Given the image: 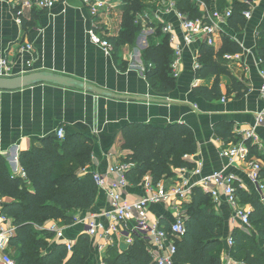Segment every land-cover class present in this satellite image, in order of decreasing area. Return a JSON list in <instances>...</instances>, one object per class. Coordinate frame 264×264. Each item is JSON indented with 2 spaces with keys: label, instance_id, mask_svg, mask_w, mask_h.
Wrapping results in <instances>:
<instances>
[{
  "label": "crops",
  "instance_id": "crops-1",
  "mask_svg": "<svg viewBox=\"0 0 264 264\" xmlns=\"http://www.w3.org/2000/svg\"><path fill=\"white\" fill-rule=\"evenodd\" d=\"M149 1L156 6L154 10L150 9L152 23L148 27L147 20H144L143 31L135 44L124 45L115 56L113 51L106 52L101 46L94 44L91 32L105 40L119 35L124 6L121 0L108 1L101 18L96 20V25L83 0H67L50 11L35 9L26 12L24 16L28 21L37 16L35 26L30 28H24L22 22H19L17 9L11 0H0V76L14 77L46 71L77 79L119 96L170 102L158 104L149 101H116L102 97L97 99L81 90L49 84L17 91H0V155L5 158L13 176H21L23 172L19 162L20 154L32 150L43 139L55 136L59 128H64L69 134H83L95 145L92 163L79 170L78 174L90 172L99 175L105 180V184L100 189L93 209L80 213L74 226L64 228L66 240L74 245L81 235L86 234L87 221L94 214L110 209L107 186L119 181V174L112 169L126 164L124 160L131 153L122 149V132L132 124L165 127L184 123L196 135L197 153L183 159L192 167L172 166V175L165 177L158 185L168 190L174 185L188 182V187H192L202 178L224 171L236 176V190L259 196L249 177L248 163H231L222 157V151L234 144L223 141L217 134V129H231L239 137V142L250 141L259 154V157L254 156L253 159L261 161L264 167V126L256 125L257 115L264 112V101L260 97L263 79L258 56V42L264 22V0H253L251 17L241 31L232 30L227 20L222 22L221 33L216 40L218 48L221 34H226L241 45L243 52L237 54L238 59L227 60L225 55L219 61L231 76L244 81L248 92L239 96L237 92H233L229 78L221 76L220 85L224 97L211 102L196 97L193 93L194 88L211 87L216 80L214 76L206 80L197 79L202 42L198 40L186 45L182 20L177 15L179 11L169 10L167 0H144L143 3L150 5ZM157 1L162 5L155 3ZM142 14L137 17V21ZM164 25L172 27L177 38L176 45L182 51L181 64L176 70L172 64L173 76L177 80L176 88L168 94L151 86L148 79L150 67L142 58L149 43L142 36L153 34L156 29H163ZM170 47L174 52L171 43ZM248 131H254V136L250 139L245 138V132ZM198 168H201V175L195 172ZM151 182V178L147 177L139 186L129 184L124 190L125 198L131 202L139 201L145 195L146 185ZM193 189L188 188L189 196L186 199L178 198L177 203L151 206V221L165 227L174 223L178 217H185L187 211L183 206L191 202ZM6 202L9 200L5 199L0 203V210ZM213 202L216 213L223 219L222 247L217 251L221 249V258L223 264H226L231 251L229 240L233 233L247 228L233 222V210L224 198ZM246 208L250 209L248 206ZM10 223L12 224L11 221ZM10 223L7 225L10 226ZM3 225L6 223L2 221L0 214V227ZM53 226L59 227L57 223L49 222L46 228L51 229ZM135 227L134 221L125 226L129 230ZM144 240L154 260L163 253L151 238ZM100 243L105 245V250L100 253L93 245L90 264H103L105 253L110 247L124 252L130 246L116 235H111Z\"/></svg>",
  "mask_w": 264,
  "mask_h": 264
},
{
  "label": "trees",
  "instance_id": "trees-1",
  "mask_svg": "<svg viewBox=\"0 0 264 264\" xmlns=\"http://www.w3.org/2000/svg\"><path fill=\"white\" fill-rule=\"evenodd\" d=\"M121 30L117 37L108 38L113 55H118L124 45H134L143 31L137 17L143 13L144 0H121ZM176 9L191 20L202 18L200 7L224 13L231 10L227 22L235 31L247 25L244 13L250 10L245 0H175ZM37 16L31 21L22 19L24 28L35 26ZM220 36V35H219ZM158 39H160L158 41ZM243 52L240 44L230 36L221 34L220 46L202 43L200 47L197 79L206 80L214 76L211 87L198 86L193 89L196 97L214 101L224 97L220 85L221 76L229 78L233 92L242 96L248 92L244 81L231 76L219 59L225 55ZM258 56L264 61V22L258 42ZM143 61L150 67L148 79L151 86L162 93H171L177 80L173 76L174 52L170 47V37L162 28L151 35V41L143 52ZM219 137L229 144L239 143V137L231 129H217ZM122 149L130 151L124 162L131 166L126 173L132 186H139L147 177L153 185L171 176V167H192L183 159L196 154L198 142L194 131L184 123H174L165 127L151 124H132L122 132ZM244 142L250 150V159L259 157L256 147L250 141ZM95 145L83 134L66 133L64 139L55 136L43 139L32 150L22 152L19 162L21 176H13L5 158L0 155V214L12 222L15 234L10 238L4 254L16 264H90L93 256V243L87 234L81 235L72 252L65 243L53 241L56 234L46 228L49 222L59 227H72L80 213L89 212L95 206L100 189L93 173L78 174L92 163ZM264 181V169L261 172ZM236 196L241 207H250L249 230H235L231 249L233 258L246 264H264V202L260 196L237 189ZM186 216H181L186 224L185 236L177 241V264H223L219 248L222 247L223 219L215 211L213 198L194 188L191 202L185 203ZM162 225V224H161ZM162 227V226H161ZM169 231L170 225H166ZM15 252L18 256H13ZM103 264H157L149 253L145 240L134 235V242L127 251L107 249Z\"/></svg>",
  "mask_w": 264,
  "mask_h": 264
},
{
  "label": "built area",
  "instance_id": "built-area-1",
  "mask_svg": "<svg viewBox=\"0 0 264 264\" xmlns=\"http://www.w3.org/2000/svg\"><path fill=\"white\" fill-rule=\"evenodd\" d=\"M17 9L16 16L19 22L25 16L26 12L33 10L50 11L56 5L65 3L67 0H11ZM109 0H83L84 6L89 10L93 21L101 18L102 12L106 7ZM169 2V10L176 11L175 0H167ZM250 4H253V0H245ZM204 15L200 19L191 20L186 15L178 12V17L182 20V27L184 30V43L191 45L196 41H201L209 46H215L217 36L220 32V24L228 20L231 16V10L227 9L224 13L219 12L217 9H208L203 3L200 4ZM245 17L249 19L251 17V9L244 13ZM163 32L170 37V43L174 47L175 61L173 63V69L176 70L181 64V49L177 44V38L171 26L164 25ZM91 40L94 44L101 46L106 52L111 53L113 48L108 40L102 39L95 32H91ZM227 60L238 59L236 55H226ZM261 65V77L263 79L260 88V97L264 101V61L260 58ZM6 65V64H5ZM200 66V65H199ZM198 66V68H199ZM197 68V69H198ZM175 77H178L175 74ZM256 125L264 126V112H261L256 117ZM66 136L64 128H59L55 132V137L62 140ZM254 131L245 132V138H252ZM222 157L229 160L231 163L236 161H244L248 163L249 177L252 183L257 188L260 199L264 202V181L261 177V172L264 169L263 163L256 159H250V150L244 142H239L225 149L221 153ZM131 169L128 164L118 166L112 171L119 174L120 178L118 182L108 184L107 193L111 200L110 209L94 214L87 221L86 234L92 240L93 245L99 249V252L105 250V245H102L100 241L109 239L111 235H116L121 238L123 242L128 245H132L134 242V235H139L143 239L151 238L156 246L163 253L156 257L157 264H177V247L176 242L181 240L186 232V224L182 217H178L174 223L170 225L169 231H166L164 227H161L158 223L151 221L149 212L150 207L155 204L161 203H177L178 198L186 199L189 196L188 188H200L206 194H209L214 201L219 202L222 198L230 205L233 210V222L239 224L243 228H250V209L241 207L239 200L236 196L235 181L236 176L233 174H227L224 171L215 172L212 175L202 178L196 185L188 187V182L183 185H174L170 189H166L160 185H153L148 183L145 189V195L137 202H131L124 196V190L129 185L126 178V173ZM196 174L201 175V168H198ZM94 179L99 187L102 189L105 180L99 176L94 175ZM2 221L6 223L0 227V264H16L8 255L4 254L8 247L10 238L15 234V227L10 223L6 217H2ZM136 222V227L132 230L125 228V226L131 222ZM10 223V226L7 225ZM56 234V241L66 244L68 251L72 252L74 244L67 241L64 235V228L53 226L50 229ZM235 242L233 237L229 240L230 249L233 248ZM226 264H246L240 262L232 257L229 253V259Z\"/></svg>",
  "mask_w": 264,
  "mask_h": 264
},
{
  "label": "water",
  "instance_id": "water-1",
  "mask_svg": "<svg viewBox=\"0 0 264 264\" xmlns=\"http://www.w3.org/2000/svg\"><path fill=\"white\" fill-rule=\"evenodd\" d=\"M41 84H49L60 86L69 89H77L89 94H92L95 98H108L116 101H137V102H145L149 101L151 103L158 104H168L167 100H148L145 98H134V97H124L113 94L109 91L103 90L101 88H97L86 84L85 82L79 81L77 79L58 75L52 72H34L29 74H24L21 76H0V91H17L25 88L34 87ZM87 229V228H86Z\"/></svg>",
  "mask_w": 264,
  "mask_h": 264
},
{
  "label": "rangeland",
  "instance_id": "rangeland-1",
  "mask_svg": "<svg viewBox=\"0 0 264 264\" xmlns=\"http://www.w3.org/2000/svg\"><path fill=\"white\" fill-rule=\"evenodd\" d=\"M162 0H160V2H161ZM160 2H155V3H159L160 4V6L162 5V3H160ZM149 3H150V1H149ZM152 3H150V5H146V4H144L145 5V8H144V10H143V14H142V16H140V19L138 20L139 21V23H141V25L142 26H144V20H147V22H146V24L148 25V27H149V25H150V23H152V21H150V20H152V13H151V11H150V9L151 10H154L155 8H156V6H155V4H153V5H151ZM146 15H147V17H146ZM158 24V23H157ZM156 27V26H155ZM163 30V29H162ZM151 33H149L148 35H145V36H142V37H144V38H146L147 39V41L148 42H150L151 41ZM160 39H158V41H159ZM249 230V229H248ZM53 241H56V239L55 240H53ZM13 256H18V254L17 253H15V252H13L12 253V257Z\"/></svg>",
  "mask_w": 264,
  "mask_h": 264
}]
</instances>
